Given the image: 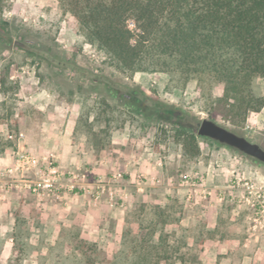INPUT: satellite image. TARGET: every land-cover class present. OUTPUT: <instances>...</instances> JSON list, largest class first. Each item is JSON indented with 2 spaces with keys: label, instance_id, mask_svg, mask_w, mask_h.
Masks as SVG:
<instances>
[{
  "label": "rangeland",
  "instance_id": "374dc122",
  "mask_svg": "<svg viewBox=\"0 0 264 264\" xmlns=\"http://www.w3.org/2000/svg\"><path fill=\"white\" fill-rule=\"evenodd\" d=\"M105 59L56 0L0 1V154L20 144L54 153L62 169L88 171L89 180L120 173L127 194L123 207L27 192L3 198L0 264H114L132 256L131 236L159 235L166 254L188 264H264V163L201 135L193 154L178 136L208 118L264 148V107L231 109L219 85L201 108L192 83L130 75ZM247 92L264 96V76ZM183 175L204 177L223 199L188 200Z\"/></svg>",
  "mask_w": 264,
  "mask_h": 264
},
{
  "label": "trees",
  "instance_id": "16d2710c",
  "mask_svg": "<svg viewBox=\"0 0 264 264\" xmlns=\"http://www.w3.org/2000/svg\"><path fill=\"white\" fill-rule=\"evenodd\" d=\"M56 1L108 65L130 75L163 72L174 86L192 83L201 108L212 106L219 85L231 109L264 107V96L247 92L255 75L264 76V0ZM178 136L185 151L199 154L198 133L183 129ZM166 242L161 235L157 241L131 236L132 256L113 262L188 264L167 255Z\"/></svg>",
  "mask_w": 264,
  "mask_h": 264
},
{
  "label": "built area",
  "instance_id": "2783aa9c",
  "mask_svg": "<svg viewBox=\"0 0 264 264\" xmlns=\"http://www.w3.org/2000/svg\"><path fill=\"white\" fill-rule=\"evenodd\" d=\"M181 180L189 189L188 200L199 192L206 199L213 192L217 199H223V194L216 193L204 177L183 175ZM122 186L120 173L110 177L97 175L89 180L88 171L62 169L54 153L39 155L20 144L10 154L8 163H0V195L4 198L10 192H27L39 201L82 197L94 204L104 201L110 206L123 207L127 194Z\"/></svg>",
  "mask_w": 264,
  "mask_h": 264
},
{
  "label": "water",
  "instance_id": "95a60500",
  "mask_svg": "<svg viewBox=\"0 0 264 264\" xmlns=\"http://www.w3.org/2000/svg\"><path fill=\"white\" fill-rule=\"evenodd\" d=\"M197 133L230 145L264 163V148L258 143L251 142L246 137L229 130L211 119H202Z\"/></svg>",
  "mask_w": 264,
  "mask_h": 264
},
{
  "label": "crops",
  "instance_id": "0c3cea01",
  "mask_svg": "<svg viewBox=\"0 0 264 264\" xmlns=\"http://www.w3.org/2000/svg\"><path fill=\"white\" fill-rule=\"evenodd\" d=\"M10 153V152H9ZM9 153H7L5 156H4V154H0V163L1 164H5V163H8L9 161H10V155H8ZM11 154V153H10ZM170 180V182L171 181H173L172 179H169ZM154 181L155 182H160L161 181V178L160 177H156V178H154ZM211 187V186H210ZM212 189L214 190V188L212 187ZM14 193H17V192H10V193H8L6 196H5V198L6 197H9L10 195H12V194H14ZM33 196V195H32ZM4 197H1V195H0V200H2ZM206 206V208H207V210H205V212H208L209 210H210V207H211V205L210 206H207V205H205Z\"/></svg>",
  "mask_w": 264,
  "mask_h": 264
}]
</instances>
